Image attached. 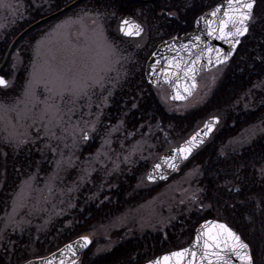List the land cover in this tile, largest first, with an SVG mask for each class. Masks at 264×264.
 Instances as JSON below:
<instances>
[{"label": "trees", "instance_id": "1", "mask_svg": "<svg viewBox=\"0 0 264 264\" xmlns=\"http://www.w3.org/2000/svg\"><path fill=\"white\" fill-rule=\"evenodd\" d=\"M20 1L23 2L24 17L1 31L0 61L11 39L22 29L73 0ZM219 1L159 0L151 5H139L128 0H86L56 19L30 31L16 44L12 54L19 51L23 60L14 75V90L0 92V100L3 101L18 95L31 61V51L23 43L27 40L33 42L42 28L87 5L90 13L100 14L103 25L109 31L107 34L113 37L109 26L114 27L121 15L129 14L143 24L148 42L139 48L141 50H137V53H131L129 56L131 62L124 65L122 81L114 89L109 105L101 117V123L120 122L124 133L130 136H146L153 143H157L156 154H160L172 144L185 139L205 118L216 116L220 119L211 138L192 155L178 174L169 179L178 177L189 167H196L198 177L195 182L201 189V203H211L213 207L205 211L180 214L163 230L133 232L130 237H123L118 231L116 243L109 251L90 256V247L82 255L81 264H142L158 254L186 245L195 226L208 218L222 220L241 234L245 242L249 243L256 264H264V215L251 200L244 204L236 202L233 207L234 194L222 187L227 179H231L230 174L235 171L237 165L247 164L248 167L241 168L242 173L247 175L250 182L256 181L255 184L248 185L251 189L249 194L256 196L257 200L260 198L259 176L256 174L259 164L253 167L255 161L252 156L253 153L258 155L264 147V138L257 136L252 145L246 146L247 151L239 149L233 152V146L229 143L251 125L259 124L260 118L264 117V107L259 106V95L254 100L252 97L245 99L244 96L251 88V82L257 80L259 62L255 58L264 54V37L261 36L260 30L256 29L252 35L243 39V43L238 46L234 56L225 66L205 102L184 114L171 113L161 105L154 90L143 78L144 62L156 44L190 30L192 21ZM169 8L174 15L165 14ZM113 11L116 16L111 15ZM11 56L1 73L10 72ZM253 103L257 105L254 111ZM246 104L249 105L247 111ZM93 149L94 145L85 144L82 153H91ZM39 158L38 153L30 147L23 148L15 155L7 153L4 178L0 186V221L20 178L37 169L45 173L47 164L40 162L38 166ZM148 166V161H138L128 169L124 166L120 174L106 181H102V174H93L91 183L84 184L79 191L75 207L65 216L56 219L49 231L36 238L22 236V239H19L10 236L14 244L11 250L8 246L5 248L4 243L0 246V264H20L25 258H31L28 253L30 248L38 251L35 257L46 255L149 199L164 183L137 186ZM213 193L217 195L213 196ZM220 196L223 198L220 199ZM225 200L229 203H224Z\"/></svg>", "mask_w": 264, "mask_h": 264}, {"label": "rangeland", "instance_id": "2", "mask_svg": "<svg viewBox=\"0 0 264 264\" xmlns=\"http://www.w3.org/2000/svg\"><path fill=\"white\" fill-rule=\"evenodd\" d=\"M22 3L20 0H0V4L4 5L0 6V35L2 30L8 29L16 20L24 17ZM96 16L89 12L87 5L80 7L42 28L33 42L27 40L26 43H23L31 51V61L23 84L16 97L8 101L0 100V104L6 106L0 109V186L4 178L7 153L15 155L23 148L30 147L40 156L38 166H40V162L47 164L45 173H41L37 169L20 178L11 194L8 208L2 214L0 230L5 229V224L10 216L14 217L15 221L22 222L24 228L23 232L19 230L13 232L12 227L9 226L3 232L0 246L4 243L10 250L14 244L10 240V236H16L19 239H22V236L36 238L53 228L52 223L56 219L65 216L75 207L79 191L84 184L91 183L93 174L97 172L102 174V181H106L110 177L120 174L124 166L128 169L138 161L151 163L157 155L155 150L157 143H153L146 136L138 137L133 134L130 136L124 133L120 122L101 123V117L109 105V99L112 97L114 89L122 81L125 72L124 65L131 62V57H129L131 53H137V50H141L139 48L147 44V32L145 30L143 36L138 40H128L122 39L118 35L116 25L109 26L113 35V37H109L107 34L109 31L104 26L107 41L98 40L93 35L91 24L92 18ZM110 48L115 49V55L111 59H109ZM17 56L23 60L19 51H15L9 62L13 79L22 63L16 61ZM33 61L37 66L51 70L54 74L63 77L67 83L73 81L91 83L93 78L103 76L104 88L90 87L88 91L91 101L87 99L80 101L70 120L67 115L65 116L67 124L63 127H66L67 131L64 132L60 128L52 129L56 136H61L63 139H50L44 131V124H47L46 119L43 124L39 120L34 122L31 118L26 119L23 114L24 105L16 107L23 85L33 70ZM14 64L15 67H13ZM222 72L223 69L218 68L202 73L198 78L195 94L190 100L183 103L170 102L165 87L153 90L159 103L168 111L174 114H184L205 102ZM49 95L51 93L43 86L37 90V96L41 103L32 109L37 117L45 107L42 102ZM56 102L60 103L58 98ZM97 105L102 106V115L99 116L97 125L98 133L93 134V139L87 143L94 145L93 151L83 154L85 144L82 143L79 150H75L76 154L73 156L76 167L67 169V171L58 169L56 161L66 158L74 150L71 126L86 120H96V114L100 111ZM69 107L71 105H64V112H67ZM90 111L91 115H89ZM201 123H198L194 130ZM109 133L111 134L109 135ZM10 135L27 138L29 142L17 148L15 143L9 142ZM246 135L247 133L244 131L237 138L246 137ZM105 140H108L107 144H105ZM196 170H198L196 167H189L178 177L159 187L149 199L126 210L107 224L94 227L93 230L84 233L92 241L89 255L109 251L116 243V232L118 231L123 237H130L133 232L163 230L180 214H187L190 211H205L207 205L201 203V189L195 182L198 177ZM144 175L139 179L137 186L148 184ZM29 176L35 177L31 182V190H25L20 200L14 205L17 193L21 191L23 182ZM193 193H198L199 201L190 199ZM28 253L31 258H34L38 251L30 248ZM82 260L83 257L80 256L78 264H81Z\"/></svg>", "mask_w": 264, "mask_h": 264}, {"label": "snow or ice", "instance_id": "3", "mask_svg": "<svg viewBox=\"0 0 264 264\" xmlns=\"http://www.w3.org/2000/svg\"><path fill=\"white\" fill-rule=\"evenodd\" d=\"M0 6H4L0 4ZM135 11V10H134ZM142 15V11L140 12ZM165 14L171 13V9H167ZM221 7H217L209 15L216 17V20L209 22V36H215L218 40H223L229 43L232 51L225 53L220 49L206 48L198 54H196L195 59L191 61V64H184L182 67V60H176L175 58L169 61V67L176 70V80L179 81L181 77L180 72H183V79L191 81L189 85L183 87V92L187 95H191L192 89L196 87L195 77L199 69L196 65L200 62L201 58L207 53V62L212 65H224L232 58L233 54L237 50L238 46L243 43V39L252 35V33L259 29L261 36L264 37V0H227V8L223 11L221 17ZM112 16H116V12H111ZM205 17H200L204 19ZM91 24L93 26V35L98 40L107 41V37L104 31V25L100 19V14L92 18ZM215 25V26H214ZM145 31L144 26L136 21L135 19L129 18L128 15H121L119 22L117 24V33L123 37L127 38H139L143 36ZM198 40L199 37H196ZM198 47V45H197ZM214 53V55H213ZM115 55V49H109V59ZM192 53H190V56ZM259 62V68L257 71V80L251 82V88H249L244 96L245 99L252 97L253 100L257 95H259V106L264 107V54H261L255 58ZM17 62H22L19 56L16 57ZM15 67V64L13 65ZM172 73H167L165 75V82L171 83L170 77ZM13 74L11 72L0 73V92L7 93L14 90L15 81L12 78ZM159 83V81H157ZM43 86L51 95H49L44 103L45 107L41 110L39 116L32 111L38 103L39 98L37 96V90ZM99 86L101 89L104 88L103 76H97L93 78L92 82L87 81H73L71 83L65 82L63 77L54 74L51 70H45L42 67L37 66L36 62L33 61V70L29 74L27 82L23 85L20 97L17 99L16 107L22 104L24 105V118H31L35 122L39 120L42 124L45 119L47 124H44L45 135L50 139L55 138L57 140L63 139L61 136H56L55 132L52 131L54 128H60L62 131L66 132L67 128L63 127L67 124L65 121V116L71 119V115L74 114L76 105L87 99L91 101V96L89 95L88 89L90 87ZM255 90V91H254ZM176 94L172 97L174 100L185 99L186 96L182 95L179 87L175 89ZM59 99L60 103L56 100ZM106 99V98H105ZM251 103V102H250ZM31 105V108H29ZM64 105H71L67 112H64ZM5 105L0 104V109L5 108ZM135 107V105H133ZM257 107L256 104H252V110L254 111ZM100 111L96 114V120H86L78 122L71 126V136L73 141V151L66 158H62L56 161L58 169L65 170L76 167L73 156H75V150H79L80 145L87 144L91 139H93V134L98 133L97 125L99 124V116L102 115V106L97 105ZM245 110H249V105H245ZM91 111L89 115H91ZM220 123L218 117H213L209 122L205 124V135L212 132L214 127ZM51 125V127H49ZM116 130V129H114ZM247 133L246 137L242 136L240 138L230 141L233 146L232 151L236 152L239 149H245L246 146L252 145L257 136L264 138V117L260 118L259 124H253L249 128L245 129ZM39 133V129H38ZM50 134V135H49ZM111 133H109L110 135ZM200 136L197 133L190 140L186 141L181 147L174 149L176 155L170 157V159L164 160V165L171 168L172 170H177L179 167V162L181 160H188L192 156L193 150L203 143L202 139H198ZM9 142L15 143L17 148L27 144L29 141L27 138H20L14 135H10ZM108 140H105V144ZM67 147V145H66ZM103 147V145H102ZM226 155V153H221ZM99 155V153H98ZM63 156V153H61ZM243 159V157H241ZM255 161L253 167L259 164L256 169V174L259 176L260 183V198L257 200L256 196L250 195L251 189L248 187L250 183L255 184L256 181H249L246 174L242 173L241 168L248 167L247 164L237 165L235 171L231 175V179H227L222 186L227 189L229 193L234 194V200L232 206L235 203L244 204L247 201H253L257 207L260 208L261 214L264 215V147L261 148L259 154L253 153L252 156ZM127 159V158H125ZM161 164H155L154 170L158 171L161 168ZM198 172V170H196ZM161 179L165 177L161 174ZM35 179L33 176H29L27 180L23 182L21 186V191L17 193V199L14 200V205L20 200L22 194L25 190H31L32 181ZM149 181H154L156 176L153 173H149L147 176ZM217 193H213L216 196ZM220 199L223 197L220 196ZM238 198V199H235ZM193 201H199L200 197L198 193H193L190 198ZM224 203H229L225 200ZM207 208H212L213 205L209 203ZM11 226L12 231L15 232L19 230L24 231L22 222L15 221L14 217H9L8 222L5 224V229L0 230V239H3V232ZM82 241V243H81ZM80 247H88L92 241L88 236H82L80 241ZM5 248L7 246L5 245ZM66 252H71L75 256V252L72 251V245H66ZM55 255V254H54ZM231 256H235L240 264H256V260L252 252L250 251L249 243L242 239L241 234L233 230L227 223H218L216 221H206L200 229H197V234L190 247L182 248L177 251H172L167 255L158 258H152L147 261V264H232ZM23 264H34L30 259L25 258ZM41 264H54L53 260L47 258H41ZM60 264H65L64 260L60 261ZM68 264H77L75 259L68 262Z\"/></svg>", "mask_w": 264, "mask_h": 264}, {"label": "water", "instance_id": "4", "mask_svg": "<svg viewBox=\"0 0 264 264\" xmlns=\"http://www.w3.org/2000/svg\"><path fill=\"white\" fill-rule=\"evenodd\" d=\"M84 1H86V0H73L70 3L66 4L65 6L59 8L55 12L39 18L38 20L32 22L31 24L26 26L24 29H22L9 42V44H8L4 54H3L1 62H0V72L4 68L12 50L15 47V45L19 42V40L21 38H23L26 34H28L30 31L34 30L35 28H37V27H39V26H41V25H43V24H45V23H47L53 19H56L57 17H59L61 15L65 14L66 12L70 11L71 9H73L74 7H76L77 5L81 4ZM128 1L135 3V4H140V5H151L152 3H155L159 0H128ZM217 7H221V14L220 15L222 17L223 11L226 10V8H227V0L219 1L214 7H212L208 11L204 12L202 15L198 16L194 20L192 30L189 31L188 33H186L183 37H181V38L173 37V38L161 41L155 47V49L152 51V53L150 54V56L148 57V59L145 62L143 74H144V79H145L146 83L148 85L154 87V88L160 87V86H165L167 91H168V99L171 102L180 103V102H185L188 99H190L196 91V88H197L196 79L199 76L200 72L212 70V69H214L220 65L214 66L212 64H208L207 53L205 52V55L201 58L200 62L196 65V67L199 69V71L196 73V77H195L196 87L192 89L191 95H187L186 93L183 92V87L186 85H189L191 83V81L183 79V76H184L183 72L179 73V76L181 77V79L179 81H177L176 80V70L169 67V61L173 60L174 58L178 61L182 60L183 63L181 66L183 67L184 64H191V61L193 59H195L196 54H198L202 50H205L206 48H209V47L213 48V49H220L221 51H223L225 53H229L232 51L229 43H226L223 40H218L215 38V36H209L208 35L209 22L217 19L216 17H212L211 15H209V13H211ZM128 16L131 19H135L130 15H128ZM202 16L205 18L200 19V17H202ZM118 22H117V24H118ZM116 29H117V25H116ZM121 37H123V36H121ZM196 37H199V39L197 40ZM123 38L138 39V38H127V37H123ZM197 45H198V47H197ZM190 53H192L191 56H190ZM213 55H214V53H213ZM167 73L173 74L170 77V79L172 81L171 83L165 82V75ZM157 81H159V83H157ZM177 86L179 87L181 94L186 96L185 99L174 100L172 98L176 94L175 89ZM213 117H215V116L208 117L207 119H205L186 139L175 144L172 147H169L168 149L163 151L161 154L156 156L152 160L150 166L148 167V169L145 173L146 182L149 184L166 182L171 176L177 174L180 171V168L190 159L191 156L189 157L188 160H181L179 162V167L177 170H172L171 168L164 165V160L170 159V157L176 155L174 149L183 146L186 141L190 140L193 136H196L197 133L200 134L198 139H202L203 143L200 144L198 147H196L193 150L192 155L199 148H201L210 139V137L212 136V134L214 133L215 129L218 126V125H216L214 127L213 131L209 132L207 135L204 134L206 131L205 124L207 122H209ZM155 164H161L162 165L158 171L154 170ZM149 173H153L156 176V179L154 181H149L147 179V176ZM161 174L165 177L164 179L160 178ZM206 221H216L218 223H225L223 221H219L216 219L203 220L199 224H197L196 227L194 228L192 238L187 245H185L181 248H178V249L166 251V252L161 253L159 255H156L152 258L162 257L164 255L169 254L172 251H177V250H180L182 248L190 247L192 245L194 239H195L196 234H197V229H200L201 226L204 225ZM83 236H86V235H83ZM81 237L82 236H79V237L63 244L61 247H59L58 249L49 253L48 255L36 257V258H31L30 260H32L34 262V264H41V258H47L49 260H53L54 264H60L61 260H64L65 264H68V262L73 260V259L78 261V257L83 252H85L91 245L90 244L86 248L80 247V244L77 242L80 241ZM89 239L91 240L90 237H89ZM81 243H82V241H81ZM69 244L72 245V251L75 252V256H73L71 252L65 251L66 245H69ZM231 261H232V264H240V261L235 256H231ZM21 264H23V263H21ZM142 264H147V261L142 263Z\"/></svg>", "mask_w": 264, "mask_h": 264}, {"label": "flooded vegetation", "instance_id": "5", "mask_svg": "<svg viewBox=\"0 0 264 264\" xmlns=\"http://www.w3.org/2000/svg\"><path fill=\"white\" fill-rule=\"evenodd\" d=\"M207 11V10H206ZM205 12V11H204ZM203 12V13H204ZM197 18V17H196ZM195 18V19H196ZM194 19V20H195ZM194 20L192 21V27H191V29L190 30H188V31H186L185 33H183V34H181V35H179V36H171V37H176V38H181V37H183L187 32H189V31H191L192 30V28H193V23H194ZM171 37H169V38H171ZM169 38H166V39H169ZM163 40H165V39H163ZM148 42V41H147ZM145 45H147V44H145ZM157 45V44H156ZM232 59V58H231ZM230 59V60H231ZM227 64H224V65H221V66H218L216 69H218V68H220V69H223L224 70V68H225V66H226ZM213 70H215V69H213ZM213 70H210V71H213ZM210 71H208V72H210ZM205 71H201L200 72V74H199V76L202 74V73H204ZM143 78H144V75H143ZM199 78V77H198ZM198 78H197V80H198ZM144 81H145V79H144ZM198 84V83H197ZM161 87H165V86H160V87H156V88H161ZM166 88V87H165Z\"/></svg>", "mask_w": 264, "mask_h": 264}]
</instances>
